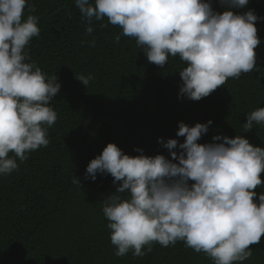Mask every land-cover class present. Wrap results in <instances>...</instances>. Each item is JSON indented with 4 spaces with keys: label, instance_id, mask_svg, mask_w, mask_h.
Instances as JSON below:
<instances>
[{
    "label": "clouds",
    "instance_id": "clouds-1",
    "mask_svg": "<svg viewBox=\"0 0 264 264\" xmlns=\"http://www.w3.org/2000/svg\"><path fill=\"white\" fill-rule=\"evenodd\" d=\"M219 2L222 12L213 10V0H75V5L88 35L93 20L106 18L145 49L148 62L164 68L169 57L178 56L186 65L179 71L178 98L200 101L257 67L256 23L264 18L252 10L234 11L246 9L250 0ZM26 8L34 11L29 0H0V176L11 175L17 161L47 147L48 129L58 118L50 102L61 85L31 61L27 48L41 29L37 16L25 17ZM76 79L87 88L93 77ZM246 121L245 133L264 127V107L248 113ZM212 123L179 122L176 136L184 137L183 143L160 138L170 159L146 156L139 148L134 151L141 154L133 157L109 143L89 162L85 180L110 174L118 184L102 208L117 257L131 252L142 258L154 243L177 242L213 264H240L252 256L250 246L264 236V193L255 191L264 186V147L237 135L198 143ZM73 183L79 185L76 178Z\"/></svg>",
    "mask_w": 264,
    "mask_h": 264
},
{
    "label": "trees",
    "instance_id": "trees-1",
    "mask_svg": "<svg viewBox=\"0 0 264 264\" xmlns=\"http://www.w3.org/2000/svg\"><path fill=\"white\" fill-rule=\"evenodd\" d=\"M29 4L34 11L26 8L25 17L37 16L41 31L27 51L44 73L57 76L61 88L50 106L58 118L48 129L49 145L17 161L19 168L11 175L0 176V264H213L183 242L154 243L142 258L131 252L117 257L102 208L118 184L110 174L98 173L95 181L84 177L89 162L109 143L133 157L141 154L134 151L139 148L146 156L170 159L158 140L183 143L185 138L176 136L179 122L189 127L213 122L200 144L213 143L217 135H237L264 147V127L243 130L246 115L264 107V20L256 23L261 40L255 49L257 67L192 101L178 98L179 71L186 66L178 56L169 57L164 68L148 62L145 49L106 18L93 20L94 31L86 34L88 25L75 0ZM223 10L220 2L214 9ZM248 10L264 18V0H250L246 9L234 11ZM81 75L93 77L87 88L76 79ZM255 191L264 193V186ZM250 248L252 256L240 264H264V236Z\"/></svg>",
    "mask_w": 264,
    "mask_h": 264
},
{
    "label": "water",
    "instance_id": "water-1",
    "mask_svg": "<svg viewBox=\"0 0 264 264\" xmlns=\"http://www.w3.org/2000/svg\"><path fill=\"white\" fill-rule=\"evenodd\" d=\"M219 0H215L213 3V10L218 6Z\"/></svg>",
    "mask_w": 264,
    "mask_h": 264
}]
</instances>
